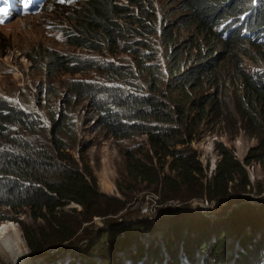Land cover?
Returning a JSON list of instances; mask_svg holds the SVG:
<instances>
[{
  "label": "rangeland",
  "instance_id": "obj_1",
  "mask_svg": "<svg viewBox=\"0 0 264 264\" xmlns=\"http://www.w3.org/2000/svg\"><path fill=\"white\" fill-rule=\"evenodd\" d=\"M80 5L76 0H47L33 12L13 15L6 22H0V97L15 111L21 112L20 126L7 125L13 137L26 140L56 158L62 154L82 172L87 168L96 180L100 194L122 200L126 205L113 218H95L86 223L83 227L93 229V234L81 244L71 248L44 245L45 250L40 254L26 246L31 261L19 264H85L88 248L97 241L100 231L119 227L124 216L131 212L137 214V219L155 225L159 233L170 235L172 224L183 225L188 216L214 223L247 204L256 209L263 207L264 161L244 164L249 150L257 146L261 130L241 119L235 104L237 96L242 94L239 70L264 76L261 54L264 53V31L253 32L252 22L249 25L250 13L236 20H225L224 25L217 28L219 36L205 39L191 26L190 16L184 12L181 0H121L118 6L125 13H118L113 18L117 27L111 39L104 32L89 34L77 30L75 19L82 11ZM165 30L172 34L168 43L163 38ZM239 31L244 42L227 48V40ZM67 33L84 36L86 47L67 43ZM52 53L60 58L59 65H49ZM199 54L213 59L211 63L217 66L211 71L217 77V86L205 80L203 86L194 89H177L175 77L195 66ZM73 71L80 72L73 74ZM72 82L97 90L91 98L81 97L71 89ZM99 87L103 89L98 90ZM119 95L154 98L165 114L175 108L183 111V124L170 126L184 129L187 123L188 129L194 131L195 140L188 148L195 151L205 178L209 180L213 175L221 158L218 153V146H221L246 170L250 183L247 193L211 203L198 200L182 203L163 201L160 189L146 182H131L125 170L124 156L132 153L145 161L146 156L152 157V152L146 135L114 137L103 125L96 103L112 101ZM198 101L205 107L200 120L201 110L195 106ZM172 115L174 120L178 119L177 114ZM53 119L60 121L56 133ZM144 122L165 125L156 120ZM5 143V137H0V148ZM146 163L159 172L156 164ZM150 173L148 178L152 179ZM136 184L138 187L134 186ZM132 189L135 190L133 194L125 198L123 194L131 193ZM240 196L243 201L237 203ZM148 199L153 200L148 204L152 206L151 213L145 210ZM61 210L73 215L81 212L82 207L72 203ZM8 214L17 220L10 221L19 227L25 243L20 223L29 226L30 209L24 208L22 214ZM109 220L113 222L108 223ZM80 247L84 253L76 251ZM237 249L235 247L234 253ZM9 261L14 258L5 260L0 256V264H9ZM179 264L186 263L181 261Z\"/></svg>",
  "mask_w": 264,
  "mask_h": 264
},
{
  "label": "trees",
  "instance_id": "obj_2",
  "mask_svg": "<svg viewBox=\"0 0 264 264\" xmlns=\"http://www.w3.org/2000/svg\"><path fill=\"white\" fill-rule=\"evenodd\" d=\"M76 1L82 8L80 15L75 19L77 30L89 34L104 32L112 39L117 27L112 21L113 18L118 13H125V10L118 6L121 0ZM181 1L184 12L190 16L191 26L205 39L219 36L217 28L223 26L225 20H236L246 13H250L249 25L252 22L253 32L264 31V0ZM235 1L237 3H234ZM133 4L138 6L136 2ZM171 36V32L165 30L163 38L167 43ZM65 37L67 43L75 47H86L87 40L84 36L67 33ZM244 40L239 31L227 40L225 46L236 47ZM260 49L262 50V47ZM261 54L264 57V53ZM49 60L50 66L60 64V58L53 53ZM195 61V66L175 77L176 88L182 91L185 88L194 89L203 86L205 80L217 86V77L211 74L217 67L211 63L213 59L199 54ZM87 69L91 70V66L87 65ZM239 71L242 94L237 96L235 101L237 112L241 119L261 130L258 144L249 150L244 164L262 163L264 76L245 74L242 69ZM79 72L73 71V74ZM70 86L81 97L91 98L94 90H97L77 82H72ZM101 89L103 87L98 88ZM160 105L154 98L132 95H119L112 101L96 103L102 123L112 136L129 137L141 134L148 138L152 157L146 156L145 161L156 164L159 172L145 161L137 159L136 154L127 153L124 156L125 170L131 182H146L160 189L163 201L182 203L202 199L211 203L233 195L246 194L247 188L250 187L246 170L221 146H218L221 158L215 171L209 180L205 178V171L195 151L188 148L195 140L194 131L188 129L187 123L184 129L170 126L175 123L183 124L184 112L175 108L165 114ZM195 106L201 110L198 115L200 120L205 112L204 103L198 101ZM20 113L0 97V122L6 124L5 127L0 124V137H5L6 140L5 146L0 148V223L3 222L0 224V256L5 260L14 258L9 264L31 261L28 249L40 254L45 250L42 248L44 245L50 248L58 245L71 248L81 244L93 234V229L83 227L86 223L95 218H113L121 213L126 205L122 200L100 194L97 182L87 168L82 172L75 163H72V166L62 154L56 158L26 140L13 137L7 125L20 126ZM172 113L177 114L178 119L174 120ZM149 120L161 121L165 125L144 122ZM52 122L56 133L60 121L53 119ZM54 143L59 148L56 140ZM150 172L152 179L148 178ZM134 186L138 187V184ZM134 191L132 189L131 193L126 192L123 196L129 197ZM241 199L242 196L237 203H241ZM72 203L80 205L82 211L69 215L61 210ZM263 207L256 209L247 204L226 214V219L214 223L188 216L183 220V225L177 222L172 224L170 235L159 233L155 225L137 219V214L131 212L124 216L119 227L100 231L97 241L90 244L83 262L179 264L184 261L186 264H264ZM24 208L30 209L32 213L31 220L27 217L29 226L20 223L26 245L19 227L10 221L17 220L8 214H22ZM161 224L163 225V222ZM248 230L251 233H248ZM37 234L41 241L36 237ZM235 247H238L236 253ZM82 249L80 247L76 251L81 253Z\"/></svg>",
  "mask_w": 264,
  "mask_h": 264
},
{
  "label": "built area",
  "instance_id": "obj_3",
  "mask_svg": "<svg viewBox=\"0 0 264 264\" xmlns=\"http://www.w3.org/2000/svg\"><path fill=\"white\" fill-rule=\"evenodd\" d=\"M215 170V169H214ZM200 201H204L206 202L205 200H200ZM149 202L153 203V200L151 201V199H148V203H147V207H145V210L148 212V213H151V210H152V206H148ZM156 203V200L154 201V204ZM207 203V202H206ZM79 207V206H78ZM80 208V207H79ZM29 210V209H28ZM144 210V208L142 209ZM145 212V211H144Z\"/></svg>",
  "mask_w": 264,
  "mask_h": 264
},
{
  "label": "water",
  "instance_id": "obj_4",
  "mask_svg": "<svg viewBox=\"0 0 264 264\" xmlns=\"http://www.w3.org/2000/svg\"><path fill=\"white\" fill-rule=\"evenodd\" d=\"M38 236V237H37ZM36 237L41 241V239L39 238V235L37 234ZM43 244V243H42Z\"/></svg>",
  "mask_w": 264,
  "mask_h": 264
}]
</instances>
